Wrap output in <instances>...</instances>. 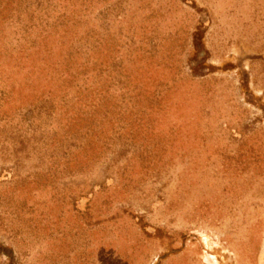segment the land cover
Listing matches in <instances>:
<instances>
[{
    "label": "rangeland",
    "instance_id": "rangeland-1",
    "mask_svg": "<svg viewBox=\"0 0 264 264\" xmlns=\"http://www.w3.org/2000/svg\"><path fill=\"white\" fill-rule=\"evenodd\" d=\"M23 1L49 25L75 12L69 49L102 37L124 64V43L155 40L151 84L173 92L156 150L116 145L96 161L75 129L61 137L75 105L34 131L28 106H6L29 133L13 149L19 129L0 127H14L0 141V264H264V0Z\"/></svg>",
    "mask_w": 264,
    "mask_h": 264
},
{
    "label": "trees",
    "instance_id": "trees-1",
    "mask_svg": "<svg viewBox=\"0 0 264 264\" xmlns=\"http://www.w3.org/2000/svg\"><path fill=\"white\" fill-rule=\"evenodd\" d=\"M47 14L46 11L29 10L23 0H0V127L10 124L19 129V134L8 137L14 143L11 144L13 149L20 145L23 150L29 129L40 128L66 104L75 105V110L69 113L71 124L61 137L75 129V137L84 140L83 144L75 146L82 156L90 153L91 159L97 160L99 155L116 145H137L138 149L139 142L149 139L147 146L155 148L160 145L156 138L161 137L162 132H156L155 123L157 118L166 114L164 100L173 89L151 84L152 67L159 66L155 59L159 44L151 38H146L147 42L139 37L138 42L130 39L123 45L127 47V61L123 64L122 58L109 55L111 51L117 56L121 46L114 45V52L110 45H104L102 37L94 36L93 42L84 50L75 47V12L71 15L62 13L50 25ZM7 28L11 39L5 36ZM72 35L74 49H69L66 41ZM55 40L60 51L56 61L50 62L56 53L48 48V43L55 47ZM40 54L45 56L41 55L37 65L25 70L23 64ZM131 65L133 71H129ZM38 86L42 89L36 93ZM15 105L28 106L23 108L24 112L19 111V118L29 129L20 131V127L13 124L16 114L8 119L11 116H7L4 108ZM184 122L182 120V124ZM14 127L0 128V141ZM176 131V124L169 122L164 134L175 136ZM104 139L112 143L107 145ZM3 149L5 147L0 146V156H3ZM146 150L144 145L141 155Z\"/></svg>",
    "mask_w": 264,
    "mask_h": 264
}]
</instances>
